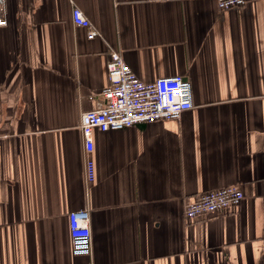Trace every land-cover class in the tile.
I'll return each mask as SVG.
<instances>
[{"label": "crops", "instance_id": "crops-1", "mask_svg": "<svg viewBox=\"0 0 264 264\" xmlns=\"http://www.w3.org/2000/svg\"><path fill=\"white\" fill-rule=\"evenodd\" d=\"M81 8L100 32L77 26ZM0 264H264V0H3ZM146 82L184 75L179 119L94 131L110 53ZM229 185L242 202L197 221L188 201ZM88 209L92 251L69 214Z\"/></svg>", "mask_w": 264, "mask_h": 264}, {"label": "built area", "instance_id": "built-area-1", "mask_svg": "<svg viewBox=\"0 0 264 264\" xmlns=\"http://www.w3.org/2000/svg\"><path fill=\"white\" fill-rule=\"evenodd\" d=\"M166 1V0H149ZM220 9L241 7L253 0H217ZM73 20L87 30V37L100 35L84 11L75 7ZM3 0H0V26L6 25ZM109 84L102 90L104 103L83 113L81 127L85 139L86 167L90 179L94 176V131L120 130L136 124L179 119L194 106L192 83L184 75L158 77L143 81L126 62L120 51H112L108 63ZM243 190L229 185L198 195L188 201L186 219L197 221L223 213L238 206L244 199ZM72 251L75 255H89L92 251L91 214L88 209L73 210L69 214Z\"/></svg>", "mask_w": 264, "mask_h": 264}]
</instances>
